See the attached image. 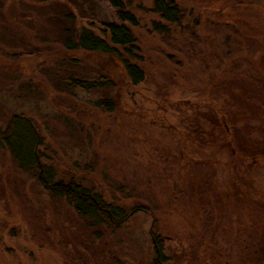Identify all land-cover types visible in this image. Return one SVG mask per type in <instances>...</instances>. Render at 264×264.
Instances as JSON below:
<instances>
[{
  "label": "rangeland",
  "instance_id": "obj_1",
  "mask_svg": "<svg viewBox=\"0 0 264 264\" xmlns=\"http://www.w3.org/2000/svg\"><path fill=\"white\" fill-rule=\"evenodd\" d=\"M155 1L122 0L136 19L128 26L135 47L111 56L74 45L81 28L101 35L103 22L118 21L104 0H0V129L13 113L31 117L44 140L40 164L52 168L55 182L74 178L126 214L90 223L48 193L37 168L19 169L0 146V264H185L184 235L195 237L200 211L182 201L184 183L172 170L186 155L229 163L234 145L227 125L198 123L211 140L203 143L184 126L207 109L210 71L235 66L249 77L258 63L264 76V0H175L177 21L155 12ZM124 58L143 68L141 83L123 74ZM71 77L112 86L86 92ZM99 98L113 109L95 106ZM250 166L242 171L264 194V157ZM137 206L143 209L132 212ZM212 234L226 246V232Z\"/></svg>",
  "mask_w": 264,
  "mask_h": 264
},
{
  "label": "trees",
  "instance_id": "obj_2",
  "mask_svg": "<svg viewBox=\"0 0 264 264\" xmlns=\"http://www.w3.org/2000/svg\"><path fill=\"white\" fill-rule=\"evenodd\" d=\"M104 1L115 9L118 21L103 22L101 35L89 28H81L76 34L74 45L82 51L111 56L118 55L119 48L127 53L135 47L128 28L136 25L135 16L123 9L122 0ZM154 11L170 21H177L180 15L175 0H156ZM253 65L257 72H251L249 77L243 75L242 71H236L235 66H230V73L217 75L215 69L210 71L203 95V100L208 98L209 102L202 104L207 109L203 114H197L194 122L189 121L187 124V121L184 126L188 134L195 133V139L203 143L211 140L203 139L200 131L204 129L198 123L206 124L210 119L215 125H227V145H234L231 147L229 163L216 166L212 160L194 161L186 155L185 160L188 161L179 159L182 164L175 165L172 170L179 174L178 180L184 183V188L179 185L181 196L186 199L182 201L191 206L190 208L194 206L195 212L200 211L192 219L195 237L190 239V234L184 235L190 240L188 247L182 249V261L185 264H264V194L253 187L242 171L247 167L251 171L253 160L264 157V76L260 73L259 64L257 63V67L254 63ZM121 67L131 84L135 85L144 80V70L139 64L124 58L121 59ZM70 82L86 92L102 86H112L110 80L100 79L71 77ZM113 103L108 98H99L94 102L95 106L106 111L113 109ZM192 109L195 116V108ZM201 119L204 122H200ZM208 124L212 126L211 123ZM174 127L172 125L170 129L176 130ZM183 139L182 134L180 145ZM43 141L33 119L22 113L11 114L0 129V146L7 149L15 165L21 170L37 168L40 182L48 193L54 197L66 198L78 216L90 219L92 224L101 223L102 215L108 223L115 219L117 222L125 220L126 214L122 206L106 203L101 194L91 191L74 178L67 182H55L52 168L40 164L39 147ZM242 165V168L238 167ZM222 172L227 184H224L225 181L222 183ZM141 209V206H137L131 208V211ZM217 230L230 236L225 241V247L215 241L216 236L212 232ZM152 243L155 252L163 259V242L153 233Z\"/></svg>",
  "mask_w": 264,
  "mask_h": 264
}]
</instances>
